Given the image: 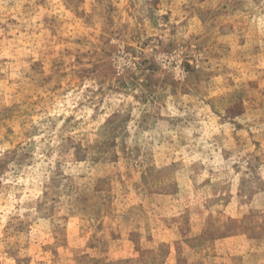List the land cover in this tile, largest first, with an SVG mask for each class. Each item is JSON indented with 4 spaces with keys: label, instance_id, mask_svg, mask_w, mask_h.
I'll return each instance as SVG.
<instances>
[{
    "label": "rangeland",
    "instance_id": "1",
    "mask_svg": "<svg viewBox=\"0 0 264 264\" xmlns=\"http://www.w3.org/2000/svg\"><path fill=\"white\" fill-rule=\"evenodd\" d=\"M0 264H264V0H0Z\"/></svg>",
    "mask_w": 264,
    "mask_h": 264
}]
</instances>
